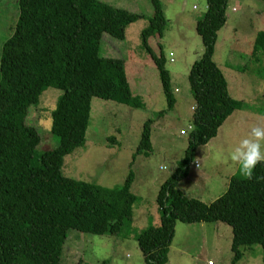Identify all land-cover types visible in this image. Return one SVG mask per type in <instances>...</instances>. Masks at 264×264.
Wrapping results in <instances>:
<instances>
[{"label": "trees", "instance_id": "16d2710c", "mask_svg": "<svg viewBox=\"0 0 264 264\" xmlns=\"http://www.w3.org/2000/svg\"><path fill=\"white\" fill-rule=\"evenodd\" d=\"M228 0H206L195 22L203 51L188 71L194 105L182 159L159 186L158 224L135 236L146 264H167L177 221L231 225V264L242 246L259 244L264 264V164L252 180L232 176L227 191L205 205L177 187L186 177L195 149L208 142L239 101L229 95L226 79L213 61L217 31L225 24ZM18 15L0 51V264H61L69 230L117 234L132 217L136 196L130 191L133 172L122 184L105 187L62 172L63 158L83 145L92 97L132 107L143 102L131 91L123 58L99 54L104 33L122 39L126 26L141 15L101 0H16ZM141 30V45L153 60L170 109L174 97L165 58L148 38L162 37L165 17L159 0ZM264 47V32L255 37L252 53ZM159 49L161 47L159 46ZM48 86L62 90L51 112L56 147L38 152L40 135L25 118ZM113 138L114 137H109ZM150 120L142 127L137 151L148 152Z\"/></svg>", "mask_w": 264, "mask_h": 264}, {"label": "rangeland", "instance_id": "374dc122", "mask_svg": "<svg viewBox=\"0 0 264 264\" xmlns=\"http://www.w3.org/2000/svg\"><path fill=\"white\" fill-rule=\"evenodd\" d=\"M101 1L141 15L126 26L122 39L104 33L99 54L123 58L131 91L143 105L132 107L92 97L85 141L64 156L62 172L74 179L114 187L122 184L131 170L130 191L137 198L132 217L124 221L117 234L69 230L61 264H146L135 236L147 224H158L159 186L175 170L188 143L194 105L188 71L203 51L195 22L206 11V0H159L165 17L163 35L149 37L148 43L165 58L175 99L170 109L157 68L141 45L140 32L153 14L151 0ZM17 15L16 0H0V51L14 30ZM225 16V24L217 31L212 58L227 72L229 92L239 106L219 127L215 138L197 146L186 177L177 184L184 195L197 196L205 205L226 192L231 172L236 170L237 177H243L229 154L252 125L264 124V47L252 53L257 33L264 32V0H228ZM61 93V89L48 86L40 93L37 104L28 108L25 122L35 126L40 135L38 152L58 144L50 127L51 112ZM147 119L151 148L145 153L137 151V147ZM231 237L228 222L214 218L209 222L177 221L167 264H231ZM240 250V259L234 264H262L259 244L242 246Z\"/></svg>", "mask_w": 264, "mask_h": 264}, {"label": "clouds", "instance_id": "9594fccd", "mask_svg": "<svg viewBox=\"0 0 264 264\" xmlns=\"http://www.w3.org/2000/svg\"><path fill=\"white\" fill-rule=\"evenodd\" d=\"M229 158L239 165V172L245 179L252 180L256 167L264 164V124L252 125L247 136L233 147Z\"/></svg>", "mask_w": 264, "mask_h": 264}, {"label": "crops", "instance_id": "0c3cea01", "mask_svg": "<svg viewBox=\"0 0 264 264\" xmlns=\"http://www.w3.org/2000/svg\"><path fill=\"white\" fill-rule=\"evenodd\" d=\"M217 65V64H216ZM218 67H219V69L221 70V72L223 73V75H224V77H225V79H226V76H225V74L227 75V72L225 71V70H222L221 69V67L219 66V65H217ZM227 68H228V70L229 71H233V69L230 67V66H227ZM225 72V73H224ZM231 75H233V74H231ZM232 81L234 82L235 80H234V78H232ZM226 82H227V80H226ZM235 83H236V81H235ZM227 84H228V82H227ZM227 88H228V92H229V87H228V85H227ZM229 95L233 98V96L230 94V92H229ZM237 110V109H236ZM231 116V114L229 115V117ZM228 117V118H229ZM227 119V118H226ZM223 124V123H222ZM221 124V125H222ZM190 126V125H189ZM189 132V131H188ZM187 132V133H188ZM218 135V131H217V134L214 136V137H212V138H215L216 136ZM211 140V139H210ZM210 140L208 141V142H206L205 144H203V145H206V144H208L209 142H210ZM224 146H226V144L224 145ZM237 175H238V171H236L235 170V172H231L228 176H227V180L229 179L230 180V178L232 177V176H236L237 177ZM229 183V182H228ZM227 189H228V186H227ZM180 190H182V189H180ZM227 191V190H226ZM182 192V191H181ZM182 193H184V192H182ZM189 197H194V196H192V195H189ZM195 197H197V196H195ZM194 197V198H195ZM199 198V197H198ZM197 198V199H198ZM199 200L201 201V198H199ZM202 202V201H201ZM202 222H206V221H202ZM148 225V224H147ZM146 225V226H147ZM155 225V224H154ZM209 260H211V259H209ZM213 264H214V262H213Z\"/></svg>", "mask_w": 264, "mask_h": 264}, {"label": "built area", "instance_id": "2783aa9c", "mask_svg": "<svg viewBox=\"0 0 264 264\" xmlns=\"http://www.w3.org/2000/svg\"><path fill=\"white\" fill-rule=\"evenodd\" d=\"M188 129L190 130L191 129V125L188 126ZM184 134V133H183ZM195 166H197V163H195ZM208 264H213L211 261L208 262Z\"/></svg>", "mask_w": 264, "mask_h": 264}]
</instances>
